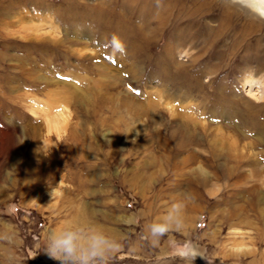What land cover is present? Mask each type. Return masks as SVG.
<instances>
[{
  "label": "rangeland",
  "instance_id": "374dc122",
  "mask_svg": "<svg viewBox=\"0 0 264 264\" xmlns=\"http://www.w3.org/2000/svg\"><path fill=\"white\" fill-rule=\"evenodd\" d=\"M169 1L0 0V264H60L47 237L78 225L120 242L109 264H264V11Z\"/></svg>",
  "mask_w": 264,
  "mask_h": 264
},
{
  "label": "clouds",
  "instance_id": "9594fccd",
  "mask_svg": "<svg viewBox=\"0 0 264 264\" xmlns=\"http://www.w3.org/2000/svg\"><path fill=\"white\" fill-rule=\"evenodd\" d=\"M186 199L173 204L161 221L148 227L149 240L153 245L169 232L184 228ZM0 241L12 242L7 233H0ZM120 249V242L102 230L78 225L50 232L43 251L60 264H109ZM181 256L187 264H194L195 259L201 257L194 248L181 253Z\"/></svg>",
  "mask_w": 264,
  "mask_h": 264
},
{
  "label": "bare ground",
  "instance_id": "6f19581e",
  "mask_svg": "<svg viewBox=\"0 0 264 264\" xmlns=\"http://www.w3.org/2000/svg\"><path fill=\"white\" fill-rule=\"evenodd\" d=\"M143 2H145V4L147 5V7H149V9H147V11L150 14L149 17L150 18L152 17V18H155V19L157 18V20H163V19H166L167 17H169L170 14H171V8H173V5L170 3L172 1H169V0H143ZM159 3H160V5H159ZM253 6H255L258 10H263L264 11V9H263V7H264V0H256V3H254ZM145 13H147V12L146 11L143 12L144 16H145ZM188 18H190V17H188ZM210 31H212V29H210ZM178 84H179V87L186 86L184 83H178ZM190 84H191V82H190ZM182 93H183L182 96H184V97L187 96V92L185 90ZM214 113L215 114H220L224 118L227 117V116L229 117V115L231 116V113L226 112L224 110H216L215 111V109H214ZM242 118H243L244 121H250L251 123H253L254 126H256L255 116H253V117H251V116H249V117H243L242 116ZM192 127H193V124L190 123L189 121H186V120L180 121V123L175 128L174 140H176V142H178L179 144H181V143H188L190 141H194L196 139V137H195L194 133H192L193 132V128ZM219 140L221 141V142H219V145L218 144L216 145V143H217L218 140H214V141L212 140L213 141L211 143V146H212V156L213 157H216V158L219 157V158H223L224 160H228L229 159V156L224 152V149H225L224 143H223L224 140H223L222 137ZM259 140H260V142H264V134H263L262 138L259 139Z\"/></svg>",
  "mask_w": 264,
  "mask_h": 264
}]
</instances>
